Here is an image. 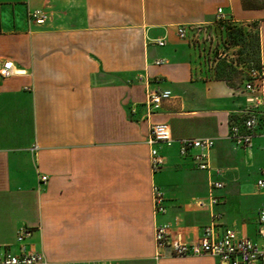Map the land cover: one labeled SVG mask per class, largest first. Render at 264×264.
I'll use <instances>...</instances> for the list:
<instances>
[{"label": "crops", "instance_id": "crops-1", "mask_svg": "<svg viewBox=\"0 0 264 264\" xmlns=\"http://www.w3.org/2000/svg\"><path fill=\"white\" fill-rule=\"evenodd\" d=\"M220 8L258 24L264 61V8L246 9L243 0H0V68L11 61L21 72L0 78V256L25 246L58 264H219L170 248L157 258V223L171 225V242L195 243L214 223L217 237L228 228L264 245V131L251 148L229 138L245 107L246 71L231 85L191 41ZM36 9L48 16L44 26L29 22ZM150 91L172 98L150 110ZM154 124H168L175 140L158 145L165 164L157 173ZM188 138L215 141L212 171L180 155L179 140ZM213 181L223 188L210 208ZM154 186L165 214L155 215ZM23 229L32 234L21 244Z\"/></svg>", "mask_w": 264, "mask_h": 264}, {"label": "built area", "instance_id": "built-area-1", "mask_svg": "<svg viewBox=\"0 0 264 264\" xmlns=\"http://www.w3.org/2000/svg\"><path fill=\"white\" fill-rule=\"evenodd\" d=\"M29 22L36 26H44L48 20L46 12L42 9L29 10ZM218 21H234L225 17L220 8L217 12ZM180 38L186 37V30L179 29ZM159 46L165 44L164 40L157 41ZM163 61H157L161 65ZM15 69L13 62H4L0 68V78H7L12 75L20 74ZM242 90L245 94V107L237 112L231 119L229 126V138L236 145L245 148H251L253 137L257 130L264 131V61L260 62L246 70V77L242 84ZM172 98L170 91H150L147 95V105L150 110H158L162 103ZM175 140L172 137L171 129L168 124H154L150 127L148 144L150 145V166L152 173L162 170L165 164L164 157L160 154L158 145L172 147ZM213 139H182L179 140V152L182 157H191L197 168L203 171H212L211 151L215 147ZM192 151L195 153L192 154ZM43 182L47 177H42ZM223 184L213 181L210 184L209 207L213 208L220 203V198L214 195V191L222 189ZM258 190L264 192V169L261 177L257 181ZM199 205L203 207L204 202ZM153 206L155 215L165 214V195L157 186L153 187ZM219 216H214V221ZM261 229L260 236L264 239V207L258 214ZM215 224L206 227L203 236L195 243L171 242V225L168 223H157L155 226L154 240L157 248V258L163 256L161 250L170 248L172 254L176 257H200L211 256L218 260L219 264H264V245H259L246 237H240L232 229H225L221 237H217L214 232ZM32 234L29 229H23L19 232L17 241L21 244L25 242ZM0 264H58L50 262L43 253L28 251L25 246L21 248L19 254L10 251L0 256ZM112 264V263H97Z\"/></svg>", "mask_w": 264, "mask_h": 264}, {"label": "rangeland", "instance_id": "rangeland-1", "mask_svg": "<svg viewBox=\"0 0 264 264\" xmlns=\"http://www.w3.org/2000/svg\"><path fill=\"white\" fill-rule=\"evenodd\" d=\"M264 4V0L259 1ZM191 41L198 46L206 63L215 69L228 66L236 72L229 74L230 84L237 86L248 68L260 60L258 24L238 20L216 21L213 25L195 27ZM223 72V71H222Z\"/></svg>", "mask_w": 264, "mask_h": 264}, {"label": "trees", "instance_id": "trees-1", "mask_svg": "<svg viewBox=\"0 0 264 264\" xmlns=\"http://www.w3.org/2000/svg\"><path fill=\"white\" fill-rule=\"evenodd\" d=\"M243 6L246 9L264 8V4H261V3L256 2V1H247V0H243ZM259 62H260V60H259ZM228 68H229L228 66L223 67V71L224 72L222 73V75H219V77H221V78H223V79H225L227 81H228L227 76L229 74H233V73L236 72L233 68H231L230 71L227 74Z\"/></svg>", "mask_w": 264, "mask_h": 264}]
</instances>
